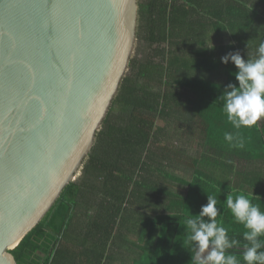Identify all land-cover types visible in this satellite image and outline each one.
I'll use <instances>...</instances> for the list:
<instances>
[{"label":"trees","instance_id":"obj_1","mask_svg":"<svg viewBox=\"0 0 264 264\" xmlns=\"http://www.w3.org/2000/svg\"><path fill=\"white\" fill-rule=\"evenodd\" d=\"M137 4L139 46L80 176L10 251L17 264H74L73 245L70 249L64 245L70 236L82 238L84 244L78 243L87 257L100 259L110 242L129 244L123 240L133 234L140 244L131 251L137 255L134 264H192L184 221L200 211L207 195L216 197L218 222L241 245L246 243V229L226 208V195L237 190L253 193L252 203L264 211V182L255 174L264 160V124L233 128L220 99L225 86L236 82V69L222 64L219 56L237 51L248 39L249 12L233 0H137ZM211 41L214 48L208 49ZM220 68L226 79L216 84L211 75ZM204 88L208 98L201 96ZM184 97L188 104L182 102ZM211 101L214 108L205 118L198 105ZM195 118L200 151L190 155L184 145L173 146L170 140L177 132L174 125L192 126ZM157 120L165 127L157 126ZM226 132L242 137L244 148L230 147ZM177 170L184 177L176 175ZM167 181L187 188L184 193L173 191L164 185ZM88 239L93 241L91 249ZM112 253L117 252L108 255Z\"/></svg>","mask_w":264,"mask_h":264},{"label":"water","instance_id":"obj_2","mask_svg":"<svg viewBox=\"0 0 264 264\" xmlns=\"http://www.w3.org/2000/svg\"><path fill=\"white\" fill-rule=\"evenodd\" d=\"M137 0H0V264L75 182L125 76Z\"/></svg>","mask_w":264,"mask_h":264},{"label":"clouds","instance_id":"obj_3","mask_svg":"<svg viewBox=\"0 0 264 264\" xmlns=\"http://www.w3.org/2000/svg\"><path fill=\"white\" fill-rule=\"evenodd\" d=\"M213 48L211 41L208 49ZM220 62L231 63L236 69V82L228 83L220 96L228 122L235 129L258 126V122L264 120V40L260 41L254 58L245 59L237 50L223 55ZM224 140L232 148L243 149L245 146L238 134L226 132ZM252 195L237 190L225 197L226 208L235 222L246 229L243 245L240 240L230 237L228 229L218 222L221 212L213 195H207V203L201 205L197 214L191 213L185 219V243L191 252L192 264H241V261L243 264H264V240L261 239L264 237V211L252 203Z\"/></svg>","mask_w":264,"mask_h":264},{"label":"crops","instance_id":"obj_4","mask_svg":"<svg viewBox=\"0 0 264 264\" xmlns=\"http://www.w3.org/2000/svg\"><path fill=\"white\" fill-rule=\"evenodd\" d=\"M239 4H242L246 11L249 12L251 23L249 25V37L243 43L242 47L238 49L243 57L246 58H254L256 55V49L261 40H264V0H233ZM223 36V35H221ZM225 55V52L220 54L219 58ZM225 71L224 68H220L218 71L217 76L219 82L215 83H224L225 82V75L222 73ZM260 123L264 124V120L259 121ZM259 170L255 172L256 176L263 179L264 182V160L261 161L259 164ZM264 184V183H263ZM185 192V191H184ZM183 192V193H184ZM79 217L81 215H78ZM82 222V221H81ZM77 225V222H76ZM137 228V227H136ZM135 228V229H136ZM133 229V230H135ZM82 238L70 236L64 239V245L68 246L70 249L73 245L74 253L72 254L71 259L74 261V264H134L136 259V254L132 253V250H135L139 247V242L137 241L135 235H127L126 239L123 241H128L129 244H115L112 246V242L110 245H107V253L102 258L98 257H88L86 254L83 253L84 248L81 244L78 243V240L81 241ZM84 244L83 241H81ZM88 244H90L89 249L92 248L93 241L88 239ZM109 251L115 250L117 253H112L108 255Z\"/></svg>","mask_w":264,"mask_h":264},{"label":"rangeland","instance_id":"obj_5","mask_svg":"<svg viewBox=\"0 0 264 264\" xmlns=\"http://www.w3.org/2000/svg\"><path fill=\"white\" fill-rule=\"evenodd\" d=\"M138 46H139V42H137V40H136L132 56H134L135 51H137ZM222 74L225 75V71ZM211 77L213 78V82L214 81L219 82L217 74H213V75H211ZM214 87H216V85L214 86L211 84V88L213 89ZM205 88H207V84H205ZM205 88L203 90L204 95H201V96L204 98H206V97L208 98L209 95H206L207 89H205ZM187 100L188 99L186 97L182 98L183 103L188 104ZM213 103H214V101H211V102H209V104L207 103L208 104L207 106L205 105L204 107L202 106V103L199 104L198 105V108H199L198 112L200 113V115L204 116L206 118L207 117L206 114H210L211 110H213V108H214L215 104H213ZM195 120H196V123H193L192 126H188L187 124H180V123L178 124V126L174 125V127L172 129L176 130L177 132L175 134H173V136L171 137L173 140H170V143L173 146H176L177 144L184 145L185 146L184 149H186L187 152L190 153V155H192V153H194L196 151L197 152L200 151V144L198 143L199 140H198V137L196 136L195 131H194V129L196 127H198V125H199V120H198V118H195ZM156 124H157V126L165 127V123L163 121L157 120ZM174 173L180 177H184V173L181 171L177 170V171H174ZM186 178H188V176ZM163 184H164V182H163ZM164 185L166 187L170 188L171 190L177 191L180 193H183L187 188L183 185H180V184H177L174 182H170V181L165 182Z\"/></svg>","mask_w":264,"mask_h":264}]
</instances>
